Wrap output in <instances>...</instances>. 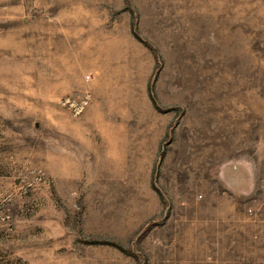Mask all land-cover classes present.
<instances>
[{"label": "rangeland", "instance_id": "obj_1", "mask_svg": "<svg viewBox=\"0 0 264 264\" xmlns=\"http://www.w3.org/2000/svg\"><path fill=\"white\" fill-rule=\"evenodd\" d=\"M0 264H264V0H0Z\"/></svg>", "mask_w": 264, "mask_h": 264}]
</instances>
